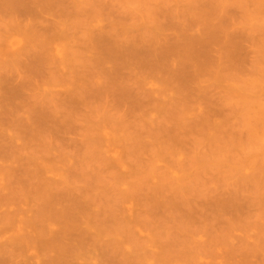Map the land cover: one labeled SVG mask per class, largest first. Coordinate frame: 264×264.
<instances>
[{"label": "rangeland", "instance_id": "obj_1", "mask_svg": "<svg viewBox=\"0 0 264 264\" xmlns=\"http://www.w3.org/2000/svg\"><path fill=\"white\" fill-rule=\"evenodd\" d=\"M0 188V264H264V0H0Z\"/></svg>", "mask_w": 264, "mask_h": 264}, {"label": "bare ground", "instance_id": "obj_2", "mask_svg": "<svg viewBox=\"0 0 264 264\" xmlns=\"http://www.w3.org/2000/svg\"><path fill=\"white\" fill-rule=\"evenodd\" d=\"M33 32H34V31H33ZM32 36H33V35H32ZM56 37H57V36H56ZM59 37H60V38H58V39H61V38H62V36H59ZM55 39H57V38H55ZM12 44H13V43H12ZM9 46H10V45H9ZM10 47H11V46H10ZM12 47H13V46H12ZM15 48H16V47H15ZM57 48H58V47H57ZM17 51H18V50H17ZM50 51H51V50H48L46 56H50V54H48ZM54 51H57V50H54ZM59 51H60V50H59ZM59 51H57V54L59 53V56H60V55H62V54H60ZM61 51H62V50H61ZM45 58H47V57H45ZM51 58H52V56H51L49 59H51ZM56 61H57V59H56ZM55 63H56V62H55ZM58 64H59V63H58ZM57 67H58V66H57ZM123 166H124V165H123ZM0 189H1V188H0ZM7 190H8V188H7ZM1 193H2V192H1ZM1 193H0V196H1ZM2 195H4V194H2ZM1 198H2V196H1ZM76 208H77V207H76ZM77 209H80V208H77ZM69 210L71 211L72 209H69ZM61 211H62V210H61ZM61 211H59V212H61ZM72 212H74V211L72 210ZM63 213H64V212H63ZM63 213H62V214H63ZM69 213H70V212H69ZM62 214L60 213V215H62ZM70 215H71V214H70ZM63 216H64V215H63ZM71 216H72V215H71ZM74 216H75V215H74ZM64 217H65V216H64ZM64 217H63V218H64ZM59 218H60V217H59ZM63 218H62V219H63ZM9 219H10V218H9ZM65 219H66V217H65ZM71 219H73V218H71ZM75 219H76V218H75ZM11 220H12V219H10V221H11ZM10 221H9V222H10ZM48 221H49V219H48ZM66 221H68V220H66ZM71 221H72V220H71ZM7 222H8V221H7ZM49 222H50V221H49ZM19 223H20V222H19ZM62 223H63V221H62ZM66 223H67V222H65V224H66ZM68 223H69V225H67V226H70V223H71V222L68 221ZM73 224H74V223H73ZM71 225H72V224H71ZM67 226H65L64 228H66ZM44 227L48 228L47 226H44ZM44 227H42V228H44ZM70 227H71V229H72L73 226H70ZM70 227H69V228H70ZM22 229H24V228H22ZM66 229H67V230H71V229H68V228H66ZM15 230H16V229H15ZM49 230H50V229H49ZM67 230H66V232H67ZM21 231H22V230H21ZM25 231H27V230H25ZM40 231H41V230H40ZM42 231L44 232L45 229L42 230ZM71 231H73V230H71ZM75 231H76V230H75ZM15 232H20V231L17 230V231H15ZM47 233H48V232H47ZM47 233H46V234H47ZM68 233H70V232H68ZM83 233H84V232H83ZM21 234H22V233H20V235H21ZM23 234H24V233H23ZM48 234L50 235V233H48ZM71 234L73 235L74 232H72ZM85 234H86V233H85ZM18 235H19V234H18ZM20 235H19V236H20ZM15 236H16V235H15ZM15 236H13V237H15ZM26 236H27V235H26ZM26 236H25V237H26ZM28 236H29V235H28ZM45 236H48V235H45ZM45 236H44V237H45ZM53 236H55V235H52V237H53ZM11 237H12V236H11ZM16 237H17V236H16ZM72 237H73V236H72ZM47 238H48V239H51L50 236L47 237ZM73 238H75V237H73ZM1 239H2V238H1ZM17 239H18V238H17ZM53 240H55V239H53ZM53 240H51V241H53ZM75 240L77 241V240H79V238H78V239H75ZM1 241H2V240H1ZM3 241H4V240H3ZM44 241L47 242V241H49V240H44ZM44 241H42V242L45 243ZM55 241H56V240H55ZM79 241H81V240H79ZM13 242H14V241H13ZM23 242H24V241H23ZM49 242H50V241H49ZM49 242H48V243H49ZM81 242H82V241H81ZM84 242H85V241H84ZM0 243H1V242H0ZM2 243H3V242H2ZM2 243H1V244H2ZM14 243H15V242H14ZM20 243H21V242H20ZM48 243H47V244H48ZM59 243H60V242H59ZM61 243H63V242H61ZM23 245H24V244H23ZM43 245H45V244H43ZM58 245H59V244H58ZM6 246H8V244H7ZM19 246H20V245H19ZM61 246H63V245H61ZM61 246H60V247H61ZM4 247H5V246H4ZM51 247H52V246H51ZM55 247H56V245H55ZM55 247H54V248H55ZM60 247H58V248H60ZM63 247H64V246H63ZM18 248H19V247H18ZM41 248H42V247H41ZM15 249H17V248L15 247ZM19 249H20V248H19ZM19 249H18V251H19ZM43 249H44V248H43ZM43 249H42V250H43ZM46 249H47V248H45V250H46ZM61 249H64V248H61ZM7 250H8V252H9V249H7ZM48 250H49V254H50V252L59 251L60 249H58V250H55V249H54V250H53V248H49ZM18 251L16 250L15 252H18ZM43 251H44V250H43ZM60 251H61V250H60ZM60 251H59V252H60ZM62 251H63V250H62ZM44 252H45V253H48L47 251H44ZM9 253H10V252H9ZM61 253H63V252H60L59 254H61ZM1 254H2V252H1ZM49 254H48V257L50 256ZM67 254H68V253H67ZM14 255H15V253H14ZM45 255H47V254H45ZM63 255H64V254H63ZM11 256H12V255H11ZM17 256H19L18 253H17ZM64 256H65V255H64ZM64 256H63V257H64ZM2 257H3V254H2ZM15 257H16V256H15ZM15 257H14V258H15ZM67 257H68V256H67ZM16 258H17V257H16ZM55 258H57V257H55ZM58 258H60V257H58ZM2 259H3V258H2ZM5 259H6V258H5ZM49 259H50V258H49ZM62 259H63V258H62ZM7 260H9V259H7ZM1 261H2V260H1ZM4 261H5V260L3 259V262H4ZM14 261H15V259H14ZM45 261H46V260H45ZM45 261H43V262H45ZM50 261L53 262L52 259H51ZM50 261H48V263H51ZM67 261H68V260H67ZM8 262H10V261H8ZM12 262H13V260H12ZM19 262H20V261H19ZM20 263H21V262H20ZM68 263H69V261H68ZM6 264H7V263H6ZM8 264H10V263H8ZM13 264H14V263H13ZM45 264H46V263H45ZM51 264H52V263H51ZM56 264H59L58 261H57Z\"/></svg>", "mask_w": 264, "mask_h": 264}]
</instances>
